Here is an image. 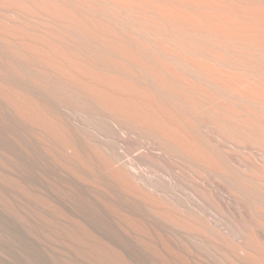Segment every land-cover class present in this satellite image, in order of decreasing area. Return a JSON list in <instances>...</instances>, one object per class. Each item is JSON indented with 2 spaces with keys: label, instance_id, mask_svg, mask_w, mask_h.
Returning a JSON list of instances; mask_svg holds the SVG:
<instances>
[{
  "label": "bare ground",
  "instance_id": "obj_1",
  "mask_svg": "<svg viewBox=\"0 0 264 264\" xmlns=\"http://www.w3.org/2000/svg\"><path fill=\"white\" fill-rule=\"evenodd\" d=\"M0 175L78 260L264 264V0H0Z\"/></svg>",
  "mask_w": 264,
  "mask_h": 264
},
{
  "label": "rangeland",
  "instance_id": "obj_2",
  "mask_svg": "<svg viewBox=\"0 0 264 264\" xmlns=\"http://www.w3.org/2000/svg\"><path fill=\"white\" fill-rule=\"evenodd\" d=\"M3 178L0 175V185H2ZM6 187L8 186L4 185V188ZM15 191L10 190L12 192L10 193L11 195L14 193L12 196L9 195V191L4 194L5 196L0 194V264H93L92 261L78 260L79 257L77 258L76 256L80 254L79 252H74L75 249L76 251L78 249L70 242V239L63 231L64 229H62L65 226L71 228L72 220L70 217H74L73 215L68 213L70 217H64V219L56 218L51 212L53 204H42L43 200L41 204H37L41 200L32 201L29 198H25L21 193H19V198L21 196L22 200L21 202L20 200L17 201L19 198L16 197L18 196L17 192V195L14 196ZM55 192V198L63 203L61 205L70 210L78 213L99 208L103 212V221L113 226L117 225V219L103 204H92L90 193H81L70 189ZM7 196L10 197L7 198ZM23 197L25 201H23ZM46 214L49 218H47ZM44 219L48 220V222L52 220L51 222L55 226L51 222L46 225L47 222L44 223ZM92 224L94 225V223ZM121 231L131 238L132 243L137 244L133 232ZM69 245L72 246V249L69 248ZM31 246L36 248L34 252H32ZM125 259L128 264H158L153 255L144 254L143 252L132 253L127 251L125 252Z\"/></svg>",
  "mask_w": 264,
  "mask_h": 264
}]
</instances>
